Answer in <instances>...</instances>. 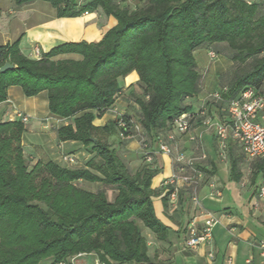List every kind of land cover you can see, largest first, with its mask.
Returning <instances> with one entry per match:
<instances>
[{
	"label": "trees",
	"instance_id": "trees-1",
	"mask_svg": "<svg viewBox=\"0 0 264 264\" xmlns=\"http://www.w3.org/2000/svg\"><path fill=\"white\" fill-rule=\"evenodd\" d=\"M34 1L48 3L57 18L99 12L116 25L95 42L66 43L39 59L23 55L19 41L0 46V68L14 67L0 73V104L11 87L26 98L46 93L49 115L66 121L58 141L79 143L93 155L83 169L51 160L29 167L24 125L0 121V264H70L82 256L97 264H152L144 232L157 240L167 233L151 201L158 171L145 166L129 172L108 142L114 129L121 140L128 132L115 120L103 128L93 121L113 107L119 81L134 72L138 124L149 147L181 115H192V129L201 125L190 103L202 84L194 53L218 44L237 65L227 86L219 88L226 89L223 101L214 102L224 112L228 100L264 82V12L242 0H136L132 7L114 0H13L17 7ZM61 55L79 60H56ZM122 119L133 121L125 114ZM82 182L113 189L114 200L108 201L105 189L78 187Z\"/></svg>",
	"mask_w": 264,
	"mask_h": 264
},
{
	"label": "crops",
	"instance_id": "crops-1",
	"mask_svg": "<svg viewBox=\"0 0 264 264\" xmlns=\"http://www.w3.org/2000/svg\"><path fill=\"white\" fill-rule=\"evenodd\" d=\"M250 1L264 12V0ZM115 25L113 18H106L99 12L85 13L77 18H57L55 9L45 2L34 1L17 7L13 0H0V46L19 41L21 53L31 59H36L35 49L41 55L66 43L95 42ZM221 46L225 45L218 44L210 48L218 49ZM198 51H204L206 55L208 52L207 49L197 50L194 58ZM56 60H79V57L61 55ZM196 64L202 74L203 67L198 64L197 59ZM137 83L138 77L134 72L121 79V93L115 104L101 118L95 119L93 126H109L114 122L117 113L125 114L138 123ZM207 85L202 81L200 93L190 101L193 111L204 106L212 115L210 109L217 107L221 112L216 117L223 120L225 113L210 100ZM215 90H219L217 85L214 86ZM16 113L28 118L24 125L22 147L34 160L33 164L43 162L42 159L47 158L46 161L51 160L60 166L68 167L69 164L64 163L62 157L74 158L72 153L83 149V146L76 142L58 141L57 130L66 122L63 123V120L49 115L46 93L26 98L18 87L9 88L6 101L0 104V121L17 120ZM114 130L117 140L116 146L112 144V147L129 172L136 173L145 166L158 171L151 181V189L155 193L151 201L155 216L167 229V233L164 240H157L149 231L145 232V236L152 241L149 244L157 242L156 249L159 250L157 253L155 249L148 252L153 260L152 264H246L248 259H251L253 264H264L257 247L260 241L264 242V200L259 201L256 195L264 175L263 161L245 160L240 148L232 141L228 143L226 159L220 160L214 139L208 134H203L202 147L207 159L199 163L202 179L197 189V197L201 209H194L189 190L180 192L175 206L168 202L165 206L163 197L167 188L164 182L176 171L171 158L157 154L153 156L152 163L147 164L143 160L138 141H123L117 130ZM194 130L200 132V125ZM32 138L36 139V144L29 141ZM177 141L180 152L189 157L199 155L195 144L189 142L187 136H178ZM64 148L69 151L66 153ZM150 149H156L154 144ZM215 192L219 196H215ZM201 213L212 214L218 220L212 230L211 239L196 250H183L187 226L193 218L200 225L204 220ZM83 264L86 262L83 261Z\"/></svg>",
	"mask_w": 264,
	"mask_h": 264
},
{
	"label": "built area",
	"instance_id": "built-area-1",
	"mask_svg": "<svg viewBox=\"0 0 264 264\" xmlns=\"http://www.w3.org/2000/svg\"><path fill=\"white\" fill-rule=\"evenodd\" d=\"M247 5H252L250 0H242ZM36 59L40 58L39 51L35 49ZM209 60L217 58L216 54L209 50L207 52ZM225 88L213 92L209 98L213 102H222V94ZM225 119H220L209 115L206 107H201L196 111V116L202 119L200 132L192 129L190 120L191 114H184L173 122V130L165 135H159L156 138L152 151L146 140L141 126L135 121H130L127 125L122 114L117 113L115 121L117 128L126 135L120 134L123 140H137L139 143L142 157L145 163L151 164L154 155H162L171 158L176 171L165 180L164 186L167 188L168 203L175 206L181 191L189 190L191 203L196 210H200V202L197 197V189L202 179V172L199 163L207 159L206 153L202 147V136L208 134L214 139L218 158L226 159L228 143L234 142L241 150L245 160H264V82L259 89L247 88L241 92L239 97L230 99L226 102L224 111ZM17 120L23 125L28 122V118L16 113ZM178 136H187L189 142L195 144L199 155L189 157L178 149ZM62 161L66 164H73L74 158L63 156ZM219 196L217 192L214 194ZM257 199L264 200V175L257 188ZM212 196V195H211ZM204 220L200 225L193 218L187 226V237L183 243V250H196L199 246L207 243L211 239L213 228L217 225L218 220L209 213H201ZM260 256L264 260V242L257 245ZM246 264H253L251 259Z\"/></svg>",
	"mask_w": 264,
	"mask_h": 264
},
{
	"label": "rangeland",
	"instance_id": "rangeland-1",
	"mask_svg": "<svg viewBox=\"0 0 264 264\" xmlns=\"http://www.w3.org/2000/svg\"><path fill=\"white\" fill-rule=\"evenodd\" d=\"M85 1L87 0H79L80 4L85 3ZM116 2H124L125 4H127L128 6H133L134 4H136V0H114ZM225 47V48H223ZM225 49V50H224ZM212 50L217 58L213 61L209 60L208 56L206 55V52L204 51H198L196 53V59L198 61V64L200 66H202L203 71H202V81H204L205 83H207V87H208V92L210 95L215 92L214 91V86L217 85L219 88H222L224 86H227V84L229 83V81L232 79L234 71L236 70L237 65L233 64L232 62V52L230 50H228L226 48V46H221L218 49H209ZM208 50V51H209ZM195 59V62H196ZM200 71V70H199ZM211 112H213V116H219L217 115L219 112L218 108L215 107L213 109H210ZM208 112V109H207ZM209 113V112H208ZM63 123L66 122L64 119ZM116 140H117V134H112L108 140L109 144L113 146H116ZM29 141H31V143L36 144V139L32 138L31 140L29 139ZM66 150V153L69 151L67 148H64ZM83 151L85 152V154H83ZM52 152V151H51ZM71 154V153H68ZM72 154H74V163L67 165L70 169H83L85 166V163L87 161H89L93 155H89L87 156L86 154H88L86 152V150L83 149H79L78 151L73 152ZM27 156V155H26ZM44 158V157H43ZM43 162H46L47 158L42 159ZM29 167H32L34 164V160L33 159H29ZM65 165V164H63ZM149 168L151 170H154L152 167L149 166ZM78 187L88 190L90 192H96L98 190H102L105 189L106 191V196L108 201L112 202L115 198L116 192L113 189L107 188L101 184H89V183H80L78 184ZM144 236H145V232H144ZM147 242H148V248L149 251H152L153 249L156 250V253L159 251L156 249V245L157 242H155L154 244L149 242H152L151 239H149L147 236H145ZM152 249V250H151ZM83 261L86 262V264H95V258L94 257H76L74 259H72L70 261V264H83Z\"/></svg>",
	"mask_w": 264,
	"mask_h": 264
},
{
	"label": "water",
	"instance_id": "water-1",
	"mask_svg": "<svg viewBox=\"0 0 264 264\" xmlns=\"http://www.w3.org/2000/svg\"><path fill=\"white\" fill-rule=\"evenodd\" d=\"M13 69H14V67L12 65H10L9 63H6L0 68V73H5V72H7L9 70H13Z\"/></svg>",
	"mask_w": 264,
	"mask_h": 264
}]
</instances>
